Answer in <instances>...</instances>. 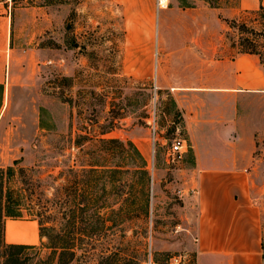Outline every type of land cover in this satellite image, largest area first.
Instances as JSON below:
<instances>
[{
	"label": "rangeland",
	"instance_id": "rangeland-1",
	"mask_svg": "<svg viewBox=\"0 0 264 264\" xmlns=\"http://www.w3.org/2000/svg\"><path fill=\"white\" fill-rule=\"evenodd\" d=\"M197 1L171 18L180 25L169 40L216 37L229 57L247 49L264 60V7L218 18L219 8L237 0ZM73 7L0 0V188L11 190L24 215L7 221L36 223L38 230L27 242L37 249L14 250L9 264H168L180 253L196 264L198 207L185 171L190 148L182 161L168 160L169 146L189 144V134L172 94L155 87L157 30L155 51L143 61V45L133 43L143 30L129 26L121 0H82L74 14ZM257 136L251 197L261 211L264 264V137ZM42 202L47 234L74 238V254L41 238L32 217ZM74 202L111 205L101 211L105 224L95 207L72 216L65 205ZM5 240L20 243L7 230Z\"/></svg>",
	"mask_w": 264,
	"mask_h": 264
},
{
	"label": "crops",
	"instance_id": "crops-1",
	"mask_svg": "<svg viewBox=\"0 0 264 264\" xmlns=\"http://www.w3.org/2000/svg\"><path fill=\"white\" fill-rule=\"evenodd\" d=\"M167 1L121 0L129 26L143 30V39L133 42L143 45V61L155 51L157 30L155 87L172 94L186 121L192 161L185 171L198 207L196 264H263L261 211L251 188L257 135L264 137V60L250 52L229 57L228 45L216 37L169 40V30L180 25L171 18L198 1ZM262 6L264 0H237L216 13L230 17ZM179 44L188 47L179 52L173 47ZM143 79H152L150 71H143ZM10 223L23 230L17 242L38 239L36 223L8 220V235Z\"/></svg>",
	"mask_w": 264,
	"mask_h": 264
},
{
	"label": "trees",
	"instance_id": "trees-1",
	"mask_svg": "<svg viewBox=\"0 0 264 264\" xmlns=\"http://www.w3.org/2000/svg\"><path fill=\"white\" fill-rule=\"evenodd\" d=\"M14 3V6H51V5H62V4H73L74 7L72 9V14L76 13V9L78 7V5L82 2V0H12ZM183 1V5H191V3L187 2L186 0H182ZM263 8V6L261 7ZM228 18H226L225 20H227ZM236 23L237 21L234 20ZM67 27H72V23L67 24ZM240 52H250V53H256L253 50H247V49H241ZM4 84L0 83V93L2 91H4ZM175 103V100H174ZM113 128H110L109 130H111ZM114 141H118V140H114ZM131 146H134V144L132 142H129ZM86 165V164H84ZM88 166L92 167L90 168L91 172L95 171L92 170L94 169L93 167L97 166V164L95 163H88ZM99 165V164H98ZM102 166V165H101ZM73 169V168H71ZM9 173H12L13 170L12 169H8ZM114 172H119L120 170L118 168H114L113 170ZM103 172V171H101ZM107 172V171H104ZM145 174H146V179H147V183L149 182V172L148 170H145ZM90 203V202H88ZM81 204V203H70V204H66L65 208L67 206V208H70V210L72 211L71 215L75 216L77 213L79 212H86L88 210H91L92 208L95 207L94 212L96 211V213L99 215V218L102 220V222L105 224L107 218L105 217V215H101V211L103 208H108V206L110 207L111 205H108L106 203L101 204V205H96V203H90V204ZM39 208L37 210H35V217H32L33 220L37 219L39 222V228H40V236L41 238L43 237H47L48 239H51L50 235L47 234V227H46V222H48L47 219H49V216L46 215L47 213V204L45 202L39 203L38 204ZM149 206V194H147V201H146V208H148ZM22 208L19 204L18 201L13 199L12 196V192L10 189L7 190V192L4 194L3 192V188H0V249H2V251L0 252V258L3 259L2 263L0 264H9L10 263V258L12 255V252L14 250L19 251L20 253H22L24 250L27 249H37V246L34 244H25V243H7L5 240V232H6V221L8 218H24V215L22 213V210L20 209ZM112 212L114 213V211L112 210ZM33 213V214H34ZM53 239H55V245H54V249L55 250H68L71 251L72 254H74V249H75V243H73L74 238L70 237L69 241L66 240V236L58 234L57 236H55ZM51 239V240H53ZM37 264H46L45 262L42 261V259L40 260L39 263Z\"/></svg>",
	"mask_w": 264,
	"mask_h": 264
},
{
	"label": "built area",
	"instance_id": "built-area-1",
	"mask_svg": "<svg viewBox=\"0 0 264 264\" xmlns=\"http://www.w3.org/2000/svg\"><path fill=\"white\" fill-rule=\"evenodd\" d=\"M159 3L161 4V0H159ZM156 130L154 129L153 132V139L156 141ZM189 148V144L185 139H178L172 143V145L168 148V156H169V162H180L184 159L185 154L187 153ZM155 152V149H154ZM193 192L195 193L196 190L193 189ZM168 264H195L192 257H189L188 255L184 254H172L169 257Z\"/></svg>",
	"mask_w": 264,
	"mask_h": 264
},
{
	"label": "bare ground",
	"instance_id": "bare-ground-1",
	"mask_svg": "<svg viewBox=\"0 0 264 264\" xmlns=\"http://www.w3.org/2000/svg\"><path fill=\"white\" fill-rule=\"evenodd\" d=\"M166 1V0H165ZM161 5H166L164 0H161ZM8 230L10 232L9 236L12 240L17 241L21 239L20 234L22 233V228L17 227L16 225H13L12 223L9 224Z\"/></svg>",
	"mask_w": 264,
	"mask_h": 264
}]
</instances>
